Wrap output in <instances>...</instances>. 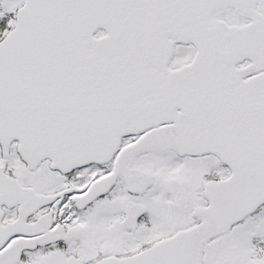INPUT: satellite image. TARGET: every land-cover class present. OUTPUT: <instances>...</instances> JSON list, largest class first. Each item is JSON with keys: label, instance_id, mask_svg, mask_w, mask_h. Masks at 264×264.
<instances>
[{"label": "snow or ice", "instance_id": "1", "mask_svg": "<svg viewBox=\"0 0 264 264\" xmlns=\"http://www.w3.org/2000/svg\"><path fill=\"white\" fill-rule=\"evenodd\" d=\"M0 264H264V0H0Z\"/></svg>", "mask_w": 264, "mask_h": 264}]
</instances>
